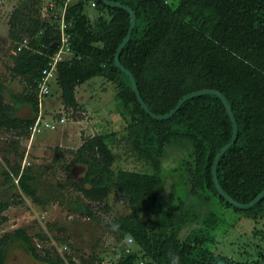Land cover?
<instances>
[{
  "label": "trees",
  "instance_id": "1",
  "mask_svg": "<svg viewBox=\"0 0 264 264\" xmlns=\"http://www.w3.org/2000/svg\"><path fill=\"white\" fill-rule=\"evenodd\" d=\"M49 1L54 2L52 9ZM113 1L129 5L136 14L119 60L134 76L152 112L163 114L184 94L202 88L219 90L226 97L237 136L220 156L216 175L233 199L250 201L264 189V0ZM64 2L17 0L10 11L7 39L1 40L8 44V52L1 61L7 74L0 73V184L15 190L13 197L29 198L30 210L34 206L41 210L37 219L54 200L88 217L89 224L107 233L112 249L110 253L100 247V236L86 252L78 247L61 253L53 244L39 249L34 236L40 242L54 238L64 247L69 243L66 236L43 232L42 226L31 233L30 226L18 225L0 234V264L15 241L47 264H100L107 255L112 264H171L169 253L179 256V264H259L264 257V195L250 207L239 208L218 192L212 180L213 158L232 135L222 101L212 93L199 94L166 118L146 112L128 76L113 62L129 25L125 9L102 0H66L71 55L57 61L48 91L39 93L41 71L50 66L60 41ZM24 39L26 44L17 49ZM94 76L112 83L113 110L122 125L83 135L75 147L55 144L47 165L26 160L28 142L46 139V130L65 124L59 113L46 116L51 113L47 100L59 92L63 109L77 116L82 103L76 88ZM8 79L21 88L10 90L7 99ZM23 106L28 114L18 113ZM38 117V129L33 130ZM43 120L54 121L55 127ZM175 145L185 147L184 155L164 168L163 160ZM120 161L145 169H129ZM75 165L83 167L79 177L73 174ZM56 168L65 177L46 190L44 176ZM168 176L172 180L166 190ZM110 194L123 208L114 215L104 203ZM7 201L8 196L0 197V227L7 221ZM226 211L232 213L229 221ZM112 224L118 229L112 230ZM233 230L238 232L235 241L255 237L247 243L254 256L234 258L216 248ZM126 237L132 239L130 251H125ZM238 251L246 249L242 245Z\"/></svg>",
  "mask_w": 264,
  "mask_h": 264
},
{
  "label": "rangeland",
  "instance_id": "2",
  "mask_svg": "<svg viewBox=\"0 0 264 264\" xmlns=\"http://www.w3.org/2000/svg\"><path fill=\"white\" fill-rule=\"evenodd\" d=\"M17 0H0V73L7 74L6 69L2 65L1 61L6 59L8 44H3L2 39H7L8 24L7 20L10 15V11ZM105 85H108L105 87ZM21 88L20 83L13 80H7L5 84V97L9 98V92L16 91ZM106 88V89H105ZM114 89L112 88V83L105 82L101 76H94L83 83L79 84L76 88V94L78 100L82 103L80 105V110L77 116H70L69 111H65L62 107L61 100L59 98V92L54 94V97L47 100V108L52 114L59 113L60 116L65 117V124L58 125L55 130H46L44 132L46 139H38L30 145L27 143V157L26 160H33L36 163H43L47 165L51 160L55 144L67 145L68 147H75L81 142L83 135L91 134L95 131L100 130L102 127L107 125L108 128L116 127V123L120 122L121 118L113 109L115 98H113ZM54 111V112H53ZM56 111V112H55ZM29 110L27 106H23L18 113L28 114ZM118 119V121H115ZM109 120V121H108ZM99 124V125H98ZM119 125H122L121 122ZM1 138V135H0ZM180 144H184L183 142ZM30 145V146H29ZM171 153L163 160V167L168 168L175 162L179 156L184 155L185 147L182 145H175L171 147ZM31 153V154H30ZM31 156H30V155ZM1 156V155H0ZM23 162V160H22ZM1 163V158H0ZM123 167L135 170H143L139 163L133 162H119ZM4 164V163H3ZM1 168V167H0ZM83 172V167L81 165H75L73 168V174L79 177ZM45 189L48 190V184H55L59 180H63L65 177L64 172L60 171L58 168L55 172L52 171L44 176ZM2 176L0 174V183ZM171 178L168 176L165 182L166 190L169 189ZM15 190L9 189L7 185L0 184V197L8 196L9 201L6 202L5 212L7 214V221L4 225L0 227V234L5 230H9L18 225L30 226L31 233L36 232L38 229L47 232L50 236L59 235L66 236V247L61 245L58 240L50 238L48 242H40L36 236H34L33 241H36L38 248L44 246L60 247L68 252H74L76 248H82L85 252L90 250L92 243L97 240L100 236V247L108 248L111 253L112 245L111 239L105 231L92 226L88 222V217L77 215L76 213L69 211L65 204H59L58 201L54 200L49 203L47 208L43 211L44 216L40 219L36 217L41 215V210L34 206V211L30 210L31 202L29 198L24 196H16ZM15 200V202L12 200ZM108 203L111 207L110 211L112 214L121 212L123 208L117 202V197L114 194H110L104 201ZM225 217L227 221L232 219V213L230 211L225 212ZM235 218V215L234 217ZM36 219V220H35ZM226 221V222H227ZM226 226V225H225ZM46 230V231H45ZM40 231V230H39ZM238 232L233 230L231 234L224 235L221 241H218L215 246L223 252H228L232 254L234 258L243 259L242 256H254L253 246L250 248L247 243L255 240V237L244 236L238 241H235L233 236ZM232 240L234 242H232ZM244 243L246 245H244ZM246 249V252L240 253L238 249L241 246ZM239 247V248H238ZM60 252V250H58ZM62 253V252H61ZM109 253V254H110ZM110 256V255H107ZM77 262V261H76ZM4 264H47L41 260L34 258L25 247L19 242H13L8 248L6 253V259Z\"/></svg>",
  "mask_w": 264,
  "mask_h": 264
},
{
  "label": "water",
  "instance_id": "3",
  "mask_svg": "<svg viewBox=\"0 0 264 264\" xmlns=\"http://www.w3.org/2000/svg\"><path fill=\"white\" fill-rule=\"evenodd\" d=\"M102 1L109 6H115V7L123 8L129 13L130 20H129L128 29H127L125 36L122 38V40L117 45V48H116L114 55H113V62L119 69H121L128 76V78L131 82L132 89L136 95L138 102L140 103L141 107L146 112H148L153 118L162 119V118H166V117L170 116L174 111H176L178 109V107L182 104L183 101H185L186 99H188L192 96H195V95L212 93V94L217 95L220 98V100L222 101V103L226 109V112H227V114L231 120V123H232V135H231L230 140L219 149V151L216 153V155L213 158V162H212V166H211V175H212L213 183H214L216 189L218 190V192L228 202H230L231 204H233L239 208H248L251 205H253L254 203H256L264 195V189H262L250 201L245 202V203H241V202H238L235 199H233L228 193H226L224 191V189L222 188V186L218 182V178L216 175V166H217V162H218L220 156L235 141L236 136H237V123H236L234 114L232 112V109H231L226 97L219 90H216L213 88H202V89L190 91V92L184 94L181 98H179L177 100L176 104L169 111H167L163 114H156V113L152 112L149 109V107L147 106V104L144 102L142 97L140 96L134 76L132 75L130 70L128 68H126L119 60V52H120L121 48L124 46V44L128 41L130 34H131V31H132V28L135 25L136 14H135L134 10L129 5H127L125 3H121V2L113 1V0H102ZM232 264H240V263H232ZM259 264H264V257L262 258V260L260 261Z\"/></svg>",
  "mask_w": 264,
  "mask_h": 264
},
{
  "label": "built area",
  "instance_id": "4",
  "mask_svg": "<svg viewBox=\"0 0 264 264\" xmlns=\"http://www.w3.org/2000/svg\"><path fill=\"white\" fill-rule=\"evenodd\" d=\"M92 4H94V2H92ZM49 8L52 9V7H54V2L53 1H49ZM65 8H66V0L65 2L62 4V6L60 7V16H61V21H60V41H58L56 43L57 45V49L54 51V53L51 55V61H50V66L49 67H45L42 69V73L40 75V79L38 82L39 85V93H45L48 91V84L49 81L51 80L55 68H56V63L58 60L64 59L66 57H69L71 55V52L69 50V40H68V34L66 33V26L67 23L64 21V12H65ZM26 39H24L19 46L17 47V49L19 47H21L22 45L26 44ZM39 121V117L35 120L32 129L36 130L38 129L37 123ZM60 121H64V118H60ZM43 124H45L46 126H50V127H55L54 121L53 122H49L47 120H43ZM125 251H130L132 248V239L131 237H127L126 241H125ZM57 250L61 251V248H57ZM100 264H112V260L110 256H106L102 262ZM140 264H144L143 261H140Z\"/></svg>",
  "mask_w": 264,
  "mask_h": 264
},
{
  "label": "clouds",
  "instance_id": "5",
  "mask_svg": "<svg viewBox=\"0 0 264 264\" xmlns=\"http://www.w3.org/2000/svg\"><path fill=\"white\" fill-rule=\"evenodd\" d=\"M118 225L117 224H112L111 228L112 230H117L118 229ZM127 238V237H126ZM126 241V239L124 240V242ZM133 247V244H132ZM58 248V247H57ZM60 248V247H59ZM62 250V248H61ZM61 252V251H60ZM170 259H171V264H179V256L175 255L174 253H169ZM111 257V255H110Z\"/></svg>",
  "mask_w": 264,
  "mask_h": 264
}]
</instances>
